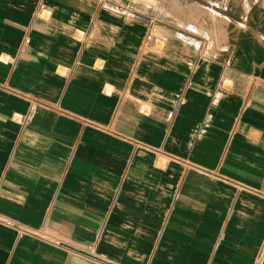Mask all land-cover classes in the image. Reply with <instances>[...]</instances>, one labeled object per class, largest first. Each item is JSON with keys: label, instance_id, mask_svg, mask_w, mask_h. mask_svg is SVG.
Instances as JSON below:
<instances>
[{"label": "crops", "instance_id": "crops-1", "mask_svg": "<svg viewBox=\"0 0 264 264\" xmlns=\"http://www.w3.org/2000/svg\"><path fill=\"white\" fill-rule=\"evenodd\" d=\"M225 2L0 0V264H264V10Z\"/></svg>", "mask_w": 264, "mask_h": 264}, {"label": "rangeland", "instance_id": "rangeland-1", "mask_svg": "<svg viewBox=\"0 0 264 264\" xmlns=\"http://www.w3.org/2000/svg\"><path fill=\"white\" fill-rule=\"evenodd\" d=\"M126 6L135 8L141 12L155 17L161 22L184 25L190 20H194L199 15L205 18L219 12L222 19L233 16L231 4H226L225 0H121ZM257 3L256 5L254 3ZM240 2V0H238ZM253 6L264 10V0H254ZM250 6V7H253ZM238 7V6H237ZM249 10V6H246ZM226 16V17H225ZM196 17V18H195ZM208 18V17H207ZM182 21L183 24H182Z\"/></svg>", "mask_w": 264, "mask_h": 264}, {"label": "built area", "instance_id": "built-area-1", "mask_svg": "<svg viewBox=\"0 0 264 264\" xmlns=\"http://www.w3.org/2000/svg\"><path fill=\"white\" fill-rule=\"evenodd\" d=\"M147 40H152V35L151 34L147 37Z\"/></svg>", "mask_w": 264, "mask_h": 264}]
</instances>
